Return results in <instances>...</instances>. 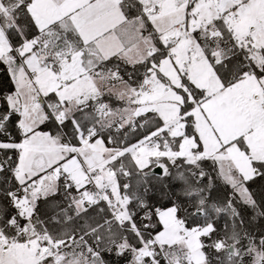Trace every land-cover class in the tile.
<instances>
[{
    "label": "snow or ice",
    "instance_id": "6c2138e0",
    "mask_svg": "<svg viewBox=\"0 0 264 264\" xmlns=\"http://www.w3.org/2000/svg\"><path fill=\"white\" fill-rule=\"evenodd\" d=\"M0 66V264H264V0H0Z\"/></svg>",
    "mask_w": 264,
    "mask_h": 264
},
{
    "label": "trees",
    "instance_id": "16d2710c",
    "mask_svg": "<svg viewBox=\"0 0 264 264\" xmlns=\"http://www.w3.org/2000/svg\"><path fill=\"white\" fill-rule=\"evenodd\" d=\"M12 84L10 81H7L5 75H4V70H3V66H0V89H4V90H7V89H10L12 88ZM264 185V181H257L256 183H252L251 184V188L253 191H259L260 190V187ZM159 200V196L158 194L152 198L151 202L153 204H156V206H159L156 202ZM142 215V213H141ZM137 219H139V217H137ZM153 222L155 223V219L153 220ZM159 227V226H158ZM130 258V257H129Z\"/></svg>",
    "mask_w": 264,
    "mask_h": 264
}]
</instances>
